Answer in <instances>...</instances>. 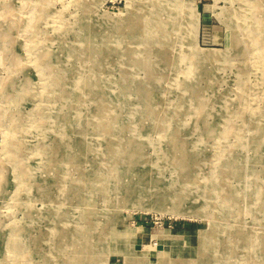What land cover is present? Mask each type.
Segmentation results:
<instances>
[{
  "label": "rangeland",
  "instance_id": "obj_1",
  "mask_svg": "<svg viewBox=\"0 0 264 264\" xmlns=\"http://www.w3.org/2000/svg\"><path fill=\"white\" fill-rule=\"evenodd\" d=\"M0 264H264V0H0Z\"/></svg>",
  "mask_w": 264,
  "mask_h": 264
},
{
  "label": "bare ground",
  "instance_id": "obj_2",
  "mask_svg": "<svg viewBox=\"0 0 264 264\" xmlns=\"http://www.w3.org/2000/svg\"><path fill=\"white\" fill-rule=\"evenodd\" d=\"M170 4V3H169ZM131 16V15H130ZM133 18V17H132ZM140 21V20H139ZM257 22V21H256ZM5 23V22H4ZM132 23V22H131ZM141 24V23H140ZM132 25V24H131ZM258 25V24H257ZM6 26V25H5ZM130 26V25H129ZM133 26V25H132ZM139 26V25H138ZM259 27V26H258ZM136 29V28H135ZM85 30V29H84ZM85 31H87V30H85ZM132 31V30H131ZM90 32V31H89ZM134 33V32H133ZM140 33H141V31H140ZM137 36V35H136ZM160 44V43H159ZM66 47V46H65ZM152 50V49H151ZM148 51V50H147ZM88 53V52H87ZM86 53V54H87ZM149 53V52H148ZM151 53V52H150ZM149 55V54H148ZM74 56V55H73ZM49 57V56H48ZM86 57V56H85ZM74 58V57H73ZM79 60V59H78ZM81 93V92H80ZM62 98V97H61ZM52 107V106H51ZM75 185V184H74ZM71 189V188H70ZM72 192V191H71ZM66 203V202H65ZM90 216V215H89ZM91 221V220H90ZM79 229V228H78ZM90 231V230H89ZM18 233V232H17ZM87 233V232H86ZM79 234V233H78ZM94 234V233H93ZM66 235V234H65ZM89 235H91V234H89ZM95 235V234H94ZM215 235V234H214ZM222 235V234H221ZM68 237V236H67ZM77 237V236H76ZM76 239H78V238H76ZM221 239V238H220ZM224 239V238H223ZM71 241V240H70ZM68 242V241H67Z\"/></svg>",
  "mask_w": 264,
  "mask_h": 264
}]
</instances>
